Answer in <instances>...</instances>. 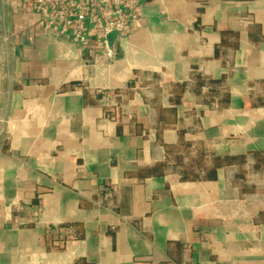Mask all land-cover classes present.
<instances>
[{
    "label": "crops",
    "instance_id": "obj_1",
    "mask_svg": "<svg viewBox=\"0 0 264 264\" xmlns=\"http://www.w3.org/2000/svg\"><path fill=\"white\" fill-rule=\"evenodd\" d=\"M110 42L0 0V264H264V0H146Z\"/></svg>",
    "mask_w": 264,
    "mask_h": 264
},
{
    "label": "built area",
    "instance_id": "obj_2",
    "mask_svg": "<svg viewBox=\"0 0 264 264\" xmlns=\"http://www.w3.org/2000/svg\"><path fill=\"white\" fill-rule=\"evenodd\" d=\"M146 0H18L36 14L41 28L66 33L94 58L114 61L118 48L110 35L132 33ZM70 234V229L66 230Z\"/></svg>",
    "mask_w": 264,
    "mask_h": 264
}]
</instances>
